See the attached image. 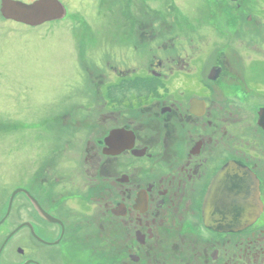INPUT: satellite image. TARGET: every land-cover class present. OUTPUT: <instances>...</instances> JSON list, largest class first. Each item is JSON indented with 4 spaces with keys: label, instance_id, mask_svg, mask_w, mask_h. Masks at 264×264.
Segmentation results:
<instances>
[{
    "label": "flooded vegetation",
    "instance_id": "obj_1",
    "mask_svg": "<svg viewBox=\"0 0 264 264\" xmlns=\"http://www.w3.org/2000/svg\"><path fill=\"white\" fill-rule=\"evenodd\" d=\"M115 1L112 39L129 49L88 69L84 103L40 123L79 158L0 162V264H264L261 0H200L191 14ZM232 167L256 178L260 208L235 231L205 207Z\"/></svg>",
    "mask_w": 264,
    "mask_h": 264
},
{
    "label": "rangeland",
    "instance_id": "obj_2",
    "mask_svg": "<svg viewBox=\"0 0 264 264\" xmlns=\"http://www.w3.org/2000/svg\"><path fill=\"white\" fill-rule=\"evenodd\" d=\"M60 1L66 17L35 27L0 15V121L9 122L0 126V162H67L70 155L78 159L80 147L72 143L55 151L53 124L40 123L65 114L61 110L78 101L84 103L94 92L95 75L88 69L99 70L107 57L114 63V54L129 49H120L112 39L111 18L122 12L115 0ZM176 2L186 14L200 6V0ZM260 5L264 7V0ZM9 194L10 184L0 192V206Z\"/></svg>",
    "mask_w": 264,
    "mask_h": 264
},
{
    "label": "water",
    "instance_id": "obj_3",
    "mask_svg": "<svg viewBox=\"0 0 264 264\" xmlns=\"http://www.w3.org/2000/svg\"><path fill=\"white\" fill-rule=\"evenodd\" d=\"M2 13L31 25L63 19L67 8L60 0H2ZM111 139V137H110ZM227 172V173H225ZM206 216L217 221L220 229L235 231L251 223L260 212L256 178L245 169L232 167L220 173L206 198Z\"/></svg>",
    "mask_w": 264,
    "mask_h": 264
},
{
    "label": "trees",
    "instance_id": "obj_4",
    "mask_svg": "<svg viewBox=\"0 0 264 264\" xmlns=\"http://www.w3.org/2000/svg\"><path fill=\"white\" fill-rule=\"evenodd\" d=\"M103 2H104V1H102V3H103ZM102 3H101V4H102ZM103 4H104V3H103ZM103 4H102V6H104ZM101 10H102V9H101Z\"/></svg>",
    "mask_w": 264,
    "mask_h": 264
}]
</instances>
